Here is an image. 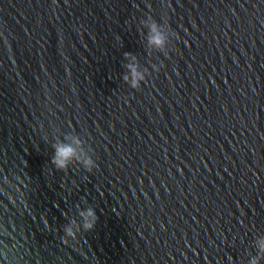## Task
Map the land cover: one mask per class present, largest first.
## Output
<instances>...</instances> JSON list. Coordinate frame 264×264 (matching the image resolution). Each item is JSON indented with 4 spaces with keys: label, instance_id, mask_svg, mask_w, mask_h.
<instances>
[{
    "label": "water",
    "instance_id": "obj_1",
    "mask_svg": "<svg viewBox=\"0 0 264 264\" xmlns=\"http://www.w3.org/2000/svg\"><path fill=\"white\" fill-rule=\"evenodd\" d=\"M67 132L92 172L50 164ZM77 204L99 219L66 243ZM260 235L264 0H0V264H247Z\"/></svg>",
    "mask_w": 264,
    "mask_h": 264
},
{
    "label": "clouds",
    "instance_id": "obj_2",
    "mask_svg": "<svg viewBox=\"0 0 264 264\" xmlns=\"http://www.w3.org/2000/svg\"><path fill=\"white\" fill-rule=\"evenodd\" d=\"M144 29L147 30L146 34ZM141 33L144 36L145 47L148 54L153 52L163 53L168 55V46L171 43L173 33L171 32L167 21H157L152 15H146L142 19ZM124 59L127 63L124 65L126 72L122 80L131 89H139L141 83L146 81V75H151L147 67L141 69L138 58L132 53H125ZM160 65L152 64V69L160 70ZM53 154L50 159V164L56 171L66 172L71 165H79L86 172H92L97 167L95 160L92 158L89 149L85 147V141L79 134L72 135L67 132L63 135V139H58L52 144ZM86 203V202H85ZM78 219L69 218V223L63 226V241L66 243L70 239H77L81 232L92 231L99 217L96 214L95 208L91 205L82 208L79 204L76 205ZM47 224V222H45ZM4 235L8 236L7 229L4 228ZM256 255H250L247 264H260L264 260V235L257 236L254 240ZM7 248V245H5Z\"/></svg>",
    "mask_w": 264,
    "mask_h": 264
}]
</instances>
